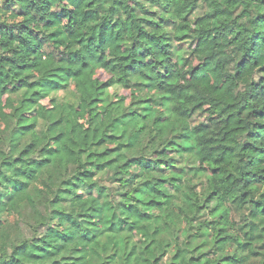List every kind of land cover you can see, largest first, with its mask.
<instances>
[{
  "label": "trees",
  "instance_id": "trees-1",
  "mask_svg": "<svg viewBox=\"0 0 264 264\" xmlns=\"http://www.w3.org/2000/svg\"><path fill=\"white\" fill-rule=\"evenodd\" d=\"M3 103L0 264H264V0H2Z\"/></svg>",
  "mask_w": 264,
  "mask_h": 264
},
{
  "label": "rangeland",
  "instance_id": "rangeland-1",
  "mask_svg": "<svg viewBox=\"0 0 264 264\" xmlns=\"http://www.w3.org/2000/svg\"><path fill=\"white\" fill-rule=\"evenodd\" d=\"M0 2H2V0H0ZM183 48L186 51V57H188L190 51L192 50V45L190 43H187L183 45ZM189 61L194 64V61L192 59H189ZM95 78L99 80L101 83H104L108 80L109 77L103 71L99 70V71H96ZM214 85H216V82L213 83V86ZM108 92L111 95L117 96L118 98H124L127 101H129L130 93L128 91L118 89V88H110ZM43 103L48 104L47 101H44ZM7 110H8L7 107L3 103L0 108V117L4 116L7 113ZM79 121L85 125L84 118H80ZM205 122H206V116L203 113L195 117V124L205 123Z\"/></svg>",
  "mask_w": 264,
  "mask_h": 264
}]
</instances>
